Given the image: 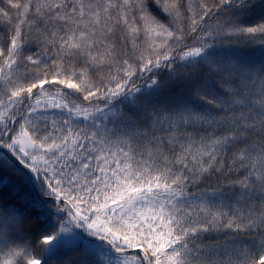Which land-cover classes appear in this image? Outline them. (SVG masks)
<instances>
[{
  "label": "snow or ice",
  "instance_id": "6c2138e0",
  "mask_svg": "<svg viewBox=\"0 0 264 264\" xmlns=\"http://www.w3.org/2000/svg\"><path fill=\"white\" fill-rule=\"evenodd\" d=\"M0 264H264V0H0Z\"/></svg>",
  "mask_w": 264,
  "mask_h": 264
}]
</instances>
